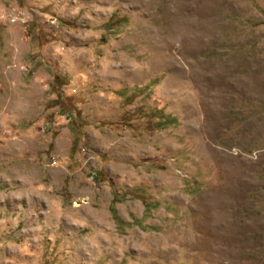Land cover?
Returning a JSON list of instances; mask_svg holds the SVG:
<instances>
[{"label":"rangeland","instance_id":"1","mask_svg":"<svg viewBox=\"0 0 264 264\" xmlns=\"http://www.w3.org/2000/svg\"><path fill=\"white\" fill-rule=\"evenodd\" d=\"M0 264H264V0H0Z\"/></svg>","mask_w":264,"mask_h":264}]
</instances>
